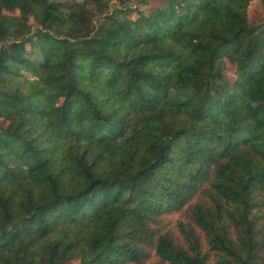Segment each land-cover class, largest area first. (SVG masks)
<instances>
[{
    "label": "trees",
    "instance_id": "trees-1",
    "mask_svg": "<svg viewBox=\"0 0 264 264\" xmlns=\"http://www.w3.org/2000/svg\"><path fill=\"white\" fill-rule=\"evenodd\" d=\"M87 1L0 0V264H264L256 0Z\"/></svg>",
    "mask_w": 264,
    "mask_h": 264
},
{
    "label": "rangeland",
    "instance_id": "rangeland-1",
    "mask_svg": "<svg viewBox=\"0 0 264 264\" xmlns=\"http://www.w3.org/2000/svg\"><path fill=\"white\" fill-rule=\"evenodd\" d=\"M87 2V0H64L67 5H73L74 2ZM161 0H109L110 8L116 7H124L131 6L132 9L128 13V17L135 18L137 16L135 9H139L148 12L152 7L158 5ZM135 8V9H134ZM8 14L15 15L22 20L29 23L33 28H35L34 20L31 12L28 10L26 6L16 7L13 10H4ZM245 15V12H242ZM247 20L248 22L258 30L262 25H264V3H261L260 0H256L253 5L250 6V9L247 10ZM224 68L222 70V76L225 79L233 80L235 78L234 74V66H235V57L232 53L227 54L224 58ZM182 219V216L178 213H167L163 216L162 224L160 226V232L165 230H172L175 234H179L178 229L176 227L177 220ZM153 251L151 252V254ZM19 256V255H18ZM153 260L150 259L148 262L144 264H148ZM17 264V259L15 261ZM64 264H78V259H72Z\"/></svg>",
    "mask_w": 264,
    "mask_h": 264
}]
</instances>
